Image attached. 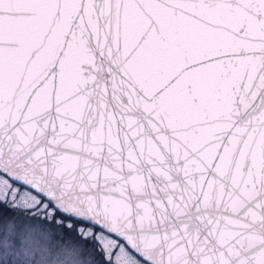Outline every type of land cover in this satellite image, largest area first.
Instances as JSON below:
<instances>
[{
  "label": "snow or ice",
  "instance_id": "1",
  "mask_svg": "<svg viewBox=\"0 0 264 264\" xmlns=\"http://www.w3.org/2000/svg\"><path fill=\"white\" fill-rule=\"evenodd\" d=\"M0 264H264V0H0Z\"/></svg>",
  "mask_w": 264,
  "mask_h": 264
}]
</instances>
